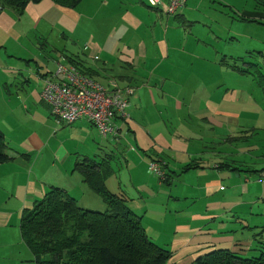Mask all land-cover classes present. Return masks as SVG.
<instances>
[{"label": "crops", "instance_id": "0c3cea01", "mask_svg": "<svg viewBox=\"0 0 264 264\" xmlns=\"http://www.w3.org/2000/svg\"><path fill=\"white\" fill-rule=\"evenodd\" d=\"M202 2L186 0L173 15L167 14V0L156 7L148 0L110 2L117 21L112 19L109 36L119 32L112 59L94 37L83 52L68 47V29L80 33L82 14L74 12L78 6L42 0L23 11L3 7L0 132L10 159L0 164V264L9 258L3 250L21 244L26 248L19 225L22 212L47 192L40 183L42 168L78 173V189L55 184L81 207L91 205L80 203V187L84 198L105 205L90 194L76 170L80 157L73 165L66 143L74 142L76 148L88 143L94 150L119 141L126 132L129 141L122 156L129 171V209L140 217L149 240L169 253L166 264H200L202 257L220 250L241 258L264 251V131L253 126L260 105L255 106L252 89L244 84L247 76L255 79L254 73L261 72L251 71L245 55L210 49L207 44L224 37L202 33L199 21L189 17ZM59 64L85 71L103 86L133 89L129 118L116 121V136L103 138L85 120L54 122L40 94ZM237 139L250 145H245L247 152L231 147ZM253 161L263 165L253 168ZM151 163L159 166L162 177Z\"/></svg>", "mask_w": 264, "mask_h": 264}, {"label": "trees", "instance_id": "16d2710c", "mask_svg": "<svg viewBox=\"0 0 264 264\" xmlns=\"http://www.w3.org/2000/svg\"><path fill=\"white\" fill-rule=\"evenodd\" d=\"M42 0H0L2 7L23 11ZM75 9L83 0H51ZM84 75L91 77L85 71ZM9 147L0 132V164L7 162ZM91 159L76 166L89 189L106 205L103 212L81 208L66 191L51 187L32 207L22 212L19 230L33 255L27 264H166L169 253L144 234L140 217L104 188L100 169ZM264 172V170H263ZM162 177V176H161ZM200 264H264V251L241 258L228 251H213ZM200 260V259H199Z\"/></svg>", "mask_w": 264, "mask_h": 264}, {"label": "rangeland", "instance_id": "374dc122", "mask_svg": "<svg viewBox=\"0 0 264 264\" xmlns=\"http://www.w3.org/2000/svg\"><path fill=\"white\" fill-rule=\"evenodd\" d=\"M113 1L115 3L114 5L129 4V0H83L78 5L74 12L79 11L82 14L80 18L82 24L80 26V33L77 28L72 29L70 27L68 29V33L70 34L68 47H70L71 51L73 50L76 53L83 52V48L90 38L94 37V40L102 44L106 53L108 54L109 52L108 55L112 59V43L113 40L119 38V32H116L114 37L109 36L110 33H112V27H114L112 19L117 21L116 17H111L112 10L109 3ZM196 1L198 2L199 0ZM202 1L203 2L200 5L192 8L189 17L192 18L193 21H199L201 26L200 31L202 33H213L224 37L221 41L215 38L213 44H207L210 49L213 52H216V47H219V52L224 51V53H228L227 55H245L246 58L244 61L251 64L250 68L252 72L257 68H260L258 71L261 73L259 75L257 72L254 73L257 75L255 79L253 76H247L244 84L252 89L249 93L255 98V106L260 105L256 115L258 118L254 120L253 126L254 128L262 129V131H264V86H262L264 83V0ZM109 18L110 20L108 24L107 19ZM77 35L79 36L80 41ZM53 36L55 35L53 34ZM248 49H254L255 51L247 53L246 51ZM118 59L119 56L115 59V68ZM102 62H105L103 58ZM100 77L101 76H97V79L103 83V78L101 77V79ZM240 85H242V83H240ZM128 88L130 97L133 89L131 87ZM158 122L160 121L158 120ZM165 124L169 125L167 121H165ZM116 134L107 137H114ZM232 135H234L233 137H239L236 133H233ZM128 141L129 135L126 132L124 138H120L119 141H114L113 143L110 142L112 148L110 146H104L93 150L88 143H83L81 147L76 148L74 142L68 141L66 143V149L71 152L70 158L73 165L79 157V160H83L85 158L93 159L96 156L95 160L99 165L100 177L104 182L103 186L105 190L115 197L124 198V205L129 209V171L123 163L125 156H122L124 155V152L127 151L126 142ZM238 142L239 139H237L235 143L230 142L231 147L238 151L247 152V148L250 145H246L245 142L238 144ZM110 150L112 152H109ZM239 156L251 160L248 154H239ZM109 159H112V161ZM244 162L249 164V162H246L245 160ZM254 163L256 165L253 168L256 169L263 165L261 162ZM40 177L42 179L40 183L47 186L46 191H49L50 186L61 188L55 184L57 182L65 183L68 184V186L71 185L78 189L79 185L77 184V180H79V182L81 180L78 173L69 170L66 174L59 171L57 168H42ZM92 192L90 194H92ZM78 193L79 201L82 205H84V203H89V205H91V207H81L79 205L81 208L98 212L106 210L107 207H105V205L99 202H94V199H90L89 197L84 198L81 187ZM96 195L99 196L98 194ZM31 205H33V202ZM8 231L12 233L14 232L11 228H9ZM16 235L17 234L15 233V236ZM26 248H23V244H21L20 246L16 245L12 248L3 250V255L9 256L7 264H27L25 261L29 259L32 260V253Z\"/></svg>", "mask_w": 264, "mask_h": 264}, {"label": "built area", "instance_id": "2783aa9c", "mask_svg": "<svg viewBox=\"0 0 264 264\" xmlns=\"http://www.w3.org/2000/svg\"><path fill=\"white\" fill-rule=\"evenodd\" d=\"M185 1L167 0V14H175ZM159 3L160 0H148L151 7ZM2 9L0 4V12ZM129 94L128 87H106L74 68L59 64L53 78L44 80L40 99L57 124L68 125L85 120L106 138L116 134L117 120L129 118ZM151 167L158 176L163 175L157 164L151 163ZM261 180L264 183V172Z\"/></svg>", "mask_w": 264, "mask_h": 264}]
</instances>
